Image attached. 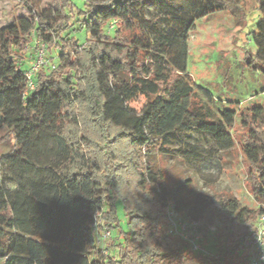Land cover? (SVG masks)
I'll return each mask as SVG.
<instances>
[{
	"label": "trees",
	"instance_id": "1",
	"mask_svg": "<svg viewBox=\"0 0 264 264\" xmlns=\"http://www.w3.org/2000/svg\"><path fill=\"white\" fill-rule=\"evenodd\" d=\"M21 1L27 13L0 27V131L11 126L0 145L12 142L16 151L41 126L56 150L23 184L8 187L14 179L0 168V264H248L264 212V106L250 114L218 109L213 119L199 96L213 103L212 94L187 69L189 33L197 21L225 10L223 1L84 0L79 8L51 0L43 10ZM255 3L256 55L248 64L264 78V0ZM111 22L112 33H105ZM70 31L83 32L84 42L67 37ZM36 40L45 44L46 62L25 93ZM51 50H57L54 61ZM138 98L142 104L134 108ZM237 115L257 207L202 193L173 201L167 171L151 162L152 151L170 152L169 142H182L192 131L230 150ZM169 204L216 225L211 241L201 244L206 252H193L168 233ZM98 217L112 231L107 254L95 244Z\"/></svg>",
	"mask_w": 264,
	"mask_h": 264
},
{
	"label": "rangeland",
	"instance_id": "2",
	"mask_svg": "<svg viewBox=\"0 0 264 264\" xmlns=\"http://www.w3.org/2000/svg\"><path fill=\"white\" fill-rule=\"evenodd\" d=\"M30 1L43 10L51 0ZM71 1L79 8L84 2ZM172 1L175 5L181 3V0ZM222 1L225 10L197 21L187 40V69L193 82L212 94L213 103L206 101L200 93L199 96L205 105L211 107L213 119L218 117V109L233 107L239 113L250 114L264 106V78L253 64H248L249 58L254 60L256 55L252 31L259 14L255 0ZM27 9L21 0H0V27L25 15ZM155 15V7L149 5L148 16ZM112 29L113 25H109L105 33H112ZM70 32L67 37L72 35L80 44L84 42L83 32ZM48 55L54 61L57 50H51ZM27 66L25 64L23 67ZM9 103L13 114L16 112L15 106ZM141 104L138 98L132 106L139 108ZM240 119L239 115L235 117L230 130L235 137L230 150H219L211 136L192 131L188 136H183L182 142H169L167 146L170 152L152 151L151 162L167 171V183L173 201L190 200L194 198L193 194L202 193L213 200L233 197L242 207H257L248 186V166L240 149L238 137L244 131ZM10 128L6 125L0 135ZM11 143L0 145V168L14 179L7 184L8 187L25 183L34 166L52 157L56 150V142L47 129L41 126L18 150L11 152ZM116 208L120 225L125 229L126 217L120 202L116 203ZM211 239V236L203 238L201 244H207ZM109 241L106 239L103 244L107 245Z\"/></svg>",
	"mask_w": 264,
	"mask_h": 264
},
{
	"label": "built area",
	"instance_id": "3",
	"mask_svg": "<svg viewBox=\"0 0 264 264\" xmlns=\"http://www.w3.org/2000/svg\"><path fill=\"white\" fill-rule=\"evenodd\" d=\"M114 22H111L113 25ZM36 53L35 59L30 67L24 72L26 79V92L35 88L34 75L39 67L46 62L45 44L39 40L35 41ZM52 67H54L52 65ZM167 229L168 233L177 236L189 244L193 252L204 251L201 242L203 238L208 236L213 237L216 231V225L210 224L201 220L191 219L186 215H181L173 205L167 207ZM256 243L254 244L248 257V264H263L264 263V212L261 213L256 221ZM103 221L97 218L93 231L97 235L96 246L100 248L103 254L108 253L104 241L112 237V231L108 228H102Z\"/></svg>",
	"mask_w": 264,
	"mask_h": 264
}]
</instances>
